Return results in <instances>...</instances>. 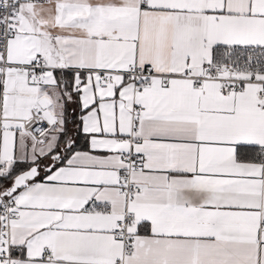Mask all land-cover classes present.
Segmentation results:
<instances>
[{"label": "snow or ice", "instance_id": "6c2138e0", "mask_svg": "<svg viewBox=\"0 0 264 264\" xmlns=\"http://www.w3.org/2000/svg\"><path fill=\"white\" fill-rule=\"evenodd\" d=\"M0 264H264V0H0Z\"/></svg>", "mask_w": 264, "mask_h": 264}]
</instances>
